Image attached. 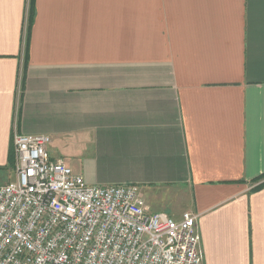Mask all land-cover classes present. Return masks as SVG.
Masks as SVG:
<instances>
[{
    "label": "crops",
    "instance_id": "1",
    "mask_svg": "<svg viewBox=\"0 0 264 264\" xmlns=\"http://www.w3.org/2000/svg\"><path fill=\"white\" fill-rule=\"evenodd\" d=\"M15 132L264 264V0H0V184Z\"/></svg>",
    "mask_w": 264,
    "mask_h": 264
},
{
    "label": "built area",
    "instance_id": "2",
    "mask_svg": "<svg viewBox=\"0 0 264 264\" xmlns=\"http://www.w3.org/2000/svg\"><path fill=\"white\" fill-rule=\"evenodd\" d=\"M15 132V181L0 184V264H203L198 216L152 211L136 184L90 185Z\"/></svg>",
    "mask_w": 264,
    "mask_h": 264
},
{
    "label": "rangeland",
    "instance_id": "3",
    "mask_svg": "<svg viewBox=\"0 0 264 264\" xmlns=\"http://www.w3.org/2000/svg\"><path fill=\"white\" fill-rule=\"evenodd\" d=\"M15 180H16V176H13L11 181H15ZM166 204H167L166 201L160 202L161 207H165Z\"/></svg>",
    "mask_w": 264,
    "mask_h": 264
},
{
    "label": "trees",
    "instance_id": "4",
    "mask_svg": "<svg viewBox=\"0 0 264 264\" xmlns=\"http://www.w3.org/2000/svg\"><path fill=\"white\" fill-rule=\"evenodd\" d=\"M263 176H264V175H263ZM263 176H262V177H263ZM263 185H264V182H263V183H261V184H259V186H263Z\"/></svg>",
    "mask_w": 264,
    "mask_h": 264
}]
</instances>
